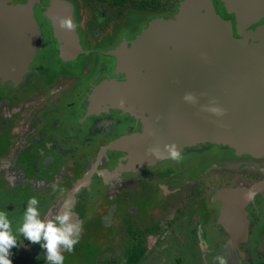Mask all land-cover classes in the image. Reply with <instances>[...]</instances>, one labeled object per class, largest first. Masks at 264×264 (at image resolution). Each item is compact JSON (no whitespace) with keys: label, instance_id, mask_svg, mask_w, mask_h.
I'll return each mask as SVG.
<instances>
[{"label":"flooded vegetation","instance_id":"1","mask_svg":"<svg viewBox=\"0 0 264 264\" xmlns=\"http://www.w3.org/2000/svg\"><path fill=\"white\" fill-rule=\"evenodd\" d=\"M37 1L42 2L35 4L34 15L44 37L43 48L18 87L11 82L0 85V122L5 123L0 160L10 163L12 183L68 186L53 201L45 220L55 210V215L61 214L76 183L82 182L96 166L102 148L142 130V121L127 108L106 103L90 114L88 98L102 81L124 78L116 72L118 61L112 51L124 42L130 45L155 18L173 19L183 0H65L83 49L69 60L62 58L53 21L44 14L47 0ZM213 3L220 17L231 22L234 36L242 38L236 28L238 16L230 13L221 0ZM261 24L264 19L247 31ZM19 111L22 116L16 117ZM90 155L95 158L85 166ZM181 155L182 161L186 156L190 158L186 163L169 159L134 171L125 169L126 153L106 151L87 181L90 186L83 187L72 202L73 212L83 226L86 215L97 202L108 198L111 190L117 200L126 198L131 212L126 232L136 242L127 254L137 246L146 250L138 264L144 261L152 230L168 227L170 234L174 226L178 231L172 234H180L175 241L176 250L197 246L213 257L211 264H219L215 257L225 254L227 264H264V192L244 206L245 216L240 214V218L230 219L225 225L221 219L223 202L214 199L220 189L248 188L263 181L264 158L237 156L226 147L211 144L186 149ZM147 183L155 185L148 187ZM182 195L183 203L174 209ZM59 201L62 202L58 205ZM158 213L165 217L164 223L151 225L146 217L150 219ZM244 232L248 238L239 245L233 244L231 233Z\"/></svg>","mask_w":264,"mask_h":264},{"label":"water","instance_id":"2","mask_svg":"<svg viewBox=\"0 0 264 264\" xmlns=\"http://www.w3.org/2000/svg\"><path fill=\"white\" fill-rule=\"evenodd\" d=\"M221 1L238 16L236 28L242 38L234 36L231 22L220 17L213 0H183L173 19L155 18L130 45L124 42L112 51L118 61L116 72L124 78L96 85L88 98L89 112L106 103L127 108L143 128L102 148L96 166L66 200L73 202L83 187L90 186L87 181L108 150L126 153L125 169L134 171L171 159L164 145L173 143L180 153L211 144L237 156L264 158V24L247 31L264 19V0ZM38 2L0 0V85L11 82L18 87L43 48L34 15ZM46 3L44 14L53 21L62 58L69 60L83 52L75 26L72 31L59 26V19H72L70 5L65 0ZM185 93L194 97L184 101ZM211 107L225 114L206 111ZM159 154L163 155L157 158ZM248 192L254 193L251 199H245ZM263 192L264 180L248 188L218 190L214 199L223 202L222 223L245 216L244 206ZM64 211L62 207L61 214ZM76 218L74 212L61 229L76 225ZM75 232L74 227L71 239ZM244 233H231L232 243L246 240Z\"/></svg>","mask_w":264,"mask_h":264},{"label":"rangeland","instance_id":"3","mask_svg":"<svg viewBox=\"0 0 264 264\" xmlns=\"http://www.w3.org/2000/svg\"><path fill=\"white\" fill-rule=\"evenodd\" d=\"M96 7L100 8L101 6ZM16 107H18L16 108L17 111L19 106ZM18 116H22L20 111L17 112L16 117ZM10 121L18 120L10 119ZM4 124L0 122V153H2V147L5 146L2 145V129L5 126ZM189 158L186 156L182 163H186ZM188 163L191 162L188 161ZM9 166L10 163L3 164L0 160V212L6 211L8 213L5 219L11 221L12 231L15 234L18 227L22 225L24 212L31 197L35 196L37 198L39 204L36 207H38L41 214L40 218L43 220L53 201L58 195L65 193L68 190V186H65L64 183H12V179L14 178L10 176L11 168ZM241 174L240 176H242ZM219 179L225 178L220 177ZM152 184L155 185V183H147V186L150 187ZM54 187L56 191L53 190ZM59 189H63L64 191L61 192ZM113 193L111 190L108 198L97 202L91 213L86 215L87 218H84L82 226L83 230L78 242L74 246V250L69 253L63 245L59 247V250L65 257L64 264H107V262L126 264L127 250L136 243L131 241L130 235L126 232L131 212H129L126 198L117 200ZM180 197L174 203L176 204L174 209L183 201L184 196ZM61 202L59 201L57 204L59 205ZM170 211L172 213L173 209ZM55 213L56 210L49 214L44 221L52 219ZM175 216L176 214L173 217ZM146 218L148 222H151V225H159L164 223L163 218L165 217H161L160 213H158L150 219L149 216ZM140 220L143 219L140 218ZM148 222L147 225H149ZM172 225L168 224V226ZM152 231L149 246H147V253L142 264H177L175 259L179 260V264L213 263V257L197 246H185L181 250H176L177 248H174L175 241L177 242V238L180 236V234H172L173 232L177 233L176 226H174L170 234L168 227L159 231H155L154 229ZM43 242L46 243V241ZM11 252L12 256L10 258L12 264H55V262H48L46 260V250L41 249L39 244H31L22 235L18 236L17 247L12 248ZM204 256L206 258H203Z\"/></svg>","mask_w":264,"mask_h":264},{"label":"clouds","instance_id":"4","mask_svg":"<svg viewBox=\"0 0 264 264\" xmlns=\"http://www.w3.org/2000/svg\"><path fill=\"white\" fill-rule=\"evenodd\" d=\"M59 26L62 29L72 31L74 25L71 17L59 19ZM191 97H194L192 93H185L183 99L188 101ZM205 110V109H204ZM214 115H224L223 109L218 107H211L206 109ZM165 152L168 157L173 161L181 162L183 157L178 149V146L173 144L164 145ZM163 154L156 155L160 158ZM56 191V188L53 189ZM63 192V189H59ZM254 196L253 192L245 194V199H251ZM39 204L35 196L28 200L27 208L24 212L23 222L14 234L11 227V221L5 219L8 216L6 211L0 212V264H12L11 249L17 247L18 236L22 235L31 244H39L41 249L46 250V260L48 262H55V264H64V255L59 250V247L63 245L70 253L74 250L75 244L78 242L80 234L82 232V222L77 220L76 225L67 224L66 227H59L58 225H65L70 217L74 216L72 209V201L66 200L63 208L67 209L62 214L52 216V219L46 221L42 220L38 207ZM76 229L75 239H71L73 235V229ZM42 241H46L42 243ZM39 259V257H37ZM216 260L219 264H227V254L223 256H216Z\"/></svg>","mask_w":264,"mask_h":264},{"label":"trees","instance_id":"5","mask_svg":"<svg viewBox=\"0 0 264 264\" xmlns=\"http://www.w3.org/2000/svg\"><path fill=\"white\" fill-rule=\"evenodd\" d=\"M125 2L126 0H120ZM135 251H129L127 254L126 264H138L139 260L145 255V249L141 246H137ZM114 262H107V264H113Z\"/></svg>","mask_w":264,"mask_h":264},{"label":"bare ground","instance_id":"6","mask_svg":"<svg viewBox=\"0 0 264 264\" xmlns=\"http://www.w3.org/2000/svg\"><path fill=\"white\" fill-rule=\"evenodd\" d=\"M95 158V155H90V156H87V159H86V162H85V166H89L92 164L93 160ZM80 163H82V161H79V163H77L78 165H80ZM203 241V240H202Z\"/></svg>","mask_w":264,"mask_h":264},{"label":"crops","instance_id":"7","mask_svg":"<svg viewBox=\"0 0 264 264\" xmlns=\"http://www.w3.org/2000/svg\"><path fill=\"white\" fill-rule=\"evenodd\" d=\"M155 256H156V255H155ZM175 262H176L177 264H179V260H178V259H175ZM140 264H142V262H141Z\"/></svg>","mask_w":264,"mask_h":264}]
</instances>
